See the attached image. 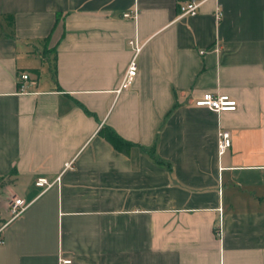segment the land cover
Instances as JSON below:
<instances>
[{
	"label": "crops",
	"instance_id": "1",
	"mask_svg": "<svg viewBox=\"0 0 264 264\" xmlns=\"http://www.w3.org/2000/svg\"><path fill=\"white\" fill-rule=\"evenodd\" d=\"M182 1L0 0V264H264V0Z\"/></svg>",
	"mask_w": 264,
	"mask_h": 264
},
{
	"label": "built area",
	"instance_id": "2",
	"mask_svg": "<svg viewBox=\"0 0 264 264\" xmlns=\"http://www.w3.org/2000/svg\"><path fill=\"white\" fill-rule=\"evenodd\" d=\"M200 4V1L198 0H184L182 2H179L177 5L178 13L177 18H181L184 16H193L197 13L198 6ZM134 15V14H133ZM124 17H128L129 14L125 13L123 14ZM221 16V11L218 8H215L214 11V18L217 20ZM127 46L131 50L130 58L126 64L125 69L121 73L118 85L114 89V93L118 94L121 91L129 88L137 69V54L140 51L141 43H139L135 38L129 39L126 42ZM202 51H200L201 53ZM29 77L26 73L22 72L18 76V91L19 92H25V89L28 84ZM193 104L195 106H203L213 112H221V111H234L236 109V103L235 101L230 98L226 94H217V93H211V92H204L201 94V96L197 97L193 100ZM216 148L217 153L221 154L230 146V134L227 130L224 129H218L216 134ZM35 186L43 187V189H46L49 184L46 183V180L44 178H37L34 182ZM27 206V203H25L21 199H14L9 204V213L11 214V217H15L19 215L24 208ZM2 243V240L0 239V244ZM68 260L64 261L67 262Z\"/></svg>",
	"mask_w": 264,
	"mask_h": 264
},
{
	"label": "trees",
	"instance_id": "3",
	"mask_svg": "<svg viewBox=\"0 0 264 264\" xmlns=\"http://www.w3.org/2000/svg\"><path fill=\"white\" fill-rule=\"evenodd\" d=\"M98 133L116 150L121 152H126L127 149L131 146V144L122 138H120L116 133L112 130L102 127ZM153 151V150H152ZM151 152V151H150ZM152 154V152L150 153Z\"/></svg>",
	"mask_w": 264,
	"mask_h": 264
}]
</instances>
